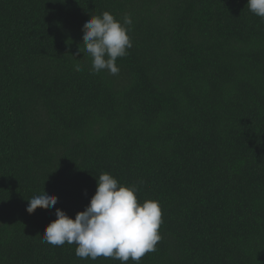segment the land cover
Here are the masks:
<instances>
[{"label":"trees","instance_id":"16d2710c","mask_svg":"<svg viewBox=\"0 0 264 264\" xmlns=\"http://www.w3.org/2000/svg\"><path fill=\"white\" fill-rule=\"evenodd\" d=\"M246 5L0 0V264H120L41 240L102 172L160 203L140 264H264V21ZM104 11L133 20L115 76L83 45ZM43 190L58 203L28 214Z\"/></svg>","mask_w":264,"mask_h":264},{"label":"clouds","instance_id":"9594fccd","mask_svg":"<svg viewBox=\"0 0 264 264\" xmlns=\"http://www.w3.org/2000/svg\"><path fill=\"white\" fill-rule=\"evenodd\" d=\"M247 9L264 21V0H247ZM123 23L110 12L92 15L82 27L85 52L91 57V72L107 71L118 75L117 59L127 56L133 47L129 36L133 20L123 16ZM76 70H81L79 64ZM96 178V191L84 211L70 218L56 209L55 221L44 230L42 242L53 246L75 244V255L80 259L96 260L111 258L127 264H140L149 252L156 250L162 239L159 228L163 223L162 209L158 200L138 202L137 185L121 184L108 172ZM143 184V181H140ZM58 197L44 190L28 200L26 211L33 214L38 208H52Z\"/></svg>","mask_w":264,"mask_h":264}]
</instances>
